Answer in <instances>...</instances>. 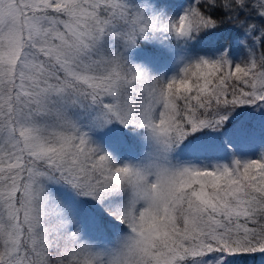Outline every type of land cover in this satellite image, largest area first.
I'll use <instances>...</instances> for the list:
<instances>
[{"label":"snow or ice","instance_id":"1","mask_svg":"<svg viewBox=\"0 0 264 264\" xmlns=\"http://www.w3.org/2000/svg\"><path fill=\"white\" fill-rule=\"evenodd\" d=\"M0 264H264V0H0Z\"/></svg>","mask_w":264,"mask_h":264}]
</instances>
